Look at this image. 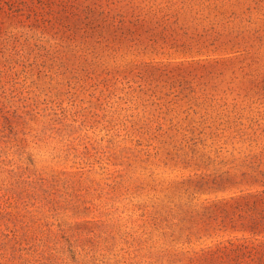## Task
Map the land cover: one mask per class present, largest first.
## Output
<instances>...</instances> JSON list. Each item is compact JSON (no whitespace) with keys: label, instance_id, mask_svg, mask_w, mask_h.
<instances>
[{"label":"rangeland","instance_id":"obj_1","mask_svg":"<svg viewBox=\"0 0 264 264\" xmlns=\"http://www.w3.org/2000/svg\"><path fill=\"white\" fill-rule=\"evenodd\" d=\"M0 264H264V0H0Z\"/></svg>","mask_w":264,"mask_h":264}]
</instances>
